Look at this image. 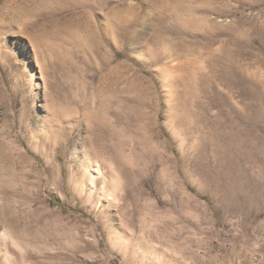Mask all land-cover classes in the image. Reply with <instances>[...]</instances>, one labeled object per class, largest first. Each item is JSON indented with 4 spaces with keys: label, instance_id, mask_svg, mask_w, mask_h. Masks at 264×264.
Returning a JSON list of instances; mask_svg holds the SVG:
<instances>
[{
    "label": "rangeland",
    "instance_id": "rangeland-1",
    "mask_svg": "<svg viewBox=\"0 0 264 264\" xmlns=\"http://www.w3.org/2000/svg\"><path fill=\"white\" fill-rule=\"evenodd\" d=\"M0 264H264V0H0Z\"/></svg>",
    "mask_w": 264,
    "mask_h": 264
},
{
    "label": "bare ground",
    "instance_id": "bare-ground-1",
    "mask_svg": "<svg viewBox=\"0 0 264 264\" xmlns=\"http://www.w3.org/2000/svg\"><path fill=\"white\" fill-rule=\"evenodd\" d=\"M35 47V45H33ZM47 47V45H45ZM35 51V50H34ZM8 52H5L3 55H6ZM37 54V53H36ZM9 56V55H8ZM25 72H29L27 67H24L23 69ZM30 75V74H29ZM32 76V75H30ZM30 86H32V81L30 82ZM89 165H86L83 169L84 176L88 179H92L94 176H92L91 171L88 170ZM99 170V169H98ZM94 180V179H92Z\"/></svg>",
    "mask_w": 264,
    "mask_h": 264
}]
</instances>
